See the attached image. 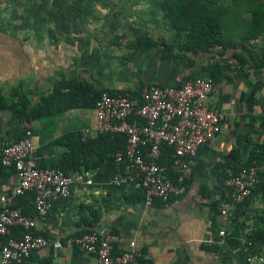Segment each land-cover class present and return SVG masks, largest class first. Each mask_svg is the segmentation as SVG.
<instances>
[{"label":"crops","instance_id":"0c3cea01","mask_svg":"<svg viewBox=\"0 0 264 264\" xmlns=\"http://www.w3.org/2000/svg\"><path fill=\"white\" fill-rule=\"evenodd\" d=\"M103 12L97 35L91 24L81 32L84 37L79 33L78 38L72 30L65 38L0 33V97L6 103L15 102L13 89L19 85L18 92L29 100V106L38 105L41 96L50 93L58 74L79 77L96 90L112 92L137 91L148 83L178 85L187 78L210 77L213 90L206 105L220 116L219 132L188 159L191 175L185 192L163 205L147 206L138 191L116 187L112 182L116 166L104 164L89 170V184L71 186L69 195L54 201L40 219L33 211L30 194L9 197L16 175L10 167L0 169L5 172L0 175V196L6 197L5 204L20 207L33 218V233L61 242L56 249L46 246L31 251L24 264H93L91 254L66 243L72 235L88 230L117 232V250L128 248L132 241L133 248L142 254L138 264H238L237 253L262 215L264 198L255 186L234 211L220 215L218 204L224 189L215 165L233 148L245 158L259 147L264 156V67L255 65L264 54V30L254 37H233L232 47L227 44L218 49L215 44L206 51L180 50L181 40L172 39L173 32L159 8L144 9L141 14L120 10L119 20L114 10L108 16L105 9ZM70 23L66 26L83 27L78 21ZM142 35L157 45L134 50L133 41ZM233 52L245 60L240 68L228 63ZM213 63L227 68L211 74ZM24 129L30 130L37 164L54 166L62 160L68 173L83 169L81 156L69 157L74 148L67 141L55 140L67 133L77 135L82 129H88L89 138L97 135L92 108L68 109L27 123L10 107H0V146L14 141ZM261 159L259 164L255 162L258 171L264 170ZM220 230L224 238L218 237ZM14 233L19 230L14 229ZM249 247L247 242L243 249ZM252 248L264 256V243H252Z\"/></svg>","mask_w":264,"mask_h":264},{"label":"built area","instance_id":"2783aa9c","mask_svg":"<svg viewBox=\"0 0 264 264\" xmlns=\"http://www.w3.org/2000/svg\"><path fill=\"white\" fill-rule=\"evenodd\" d=\"M228 63L233 68L241 67L236 58L229 59ZM212 90L210 77H191L178 85L148 83L137 91L101 90L92 106L94 131L120 133L125 137L124 145L113 155L116 166L113 184L139 191L147 206L154 199L167 204L183 194L191 175L188 159L219 132L220 116L206 105ZM79 135L86 137L88 129H82ZM0 164L10 167L16 175L9 197L29 193L40 219L45 218L54 201L69 195L71 186L91 181L88 170L67 173L57 166H39L29 129L0 146ZM257 172L254 160L237 171L224 169V198L218 204L220 215L234 211L252 194ZM5 199L0 196V264H24L35 249L61 246L58 240L33 233V218L18 206L6 205ZM13 227L19 230L18 236L11 234ZM217 235L225 237L222 230ZM119 240L113 230H88L72 235L66 243L91 254L93 264H138L141 252L133 248L132 241L128 242V248L117 250ZM244 262L264 264V256L250 252Z\"/></svg>","mask_w":264,"mask_h":264},{"label":"trees","instance_id":"16d2710c","mask_svg":"<svg viewBox=\"0 0 264 264\" xmlns=\"http://www.w3.org/2000/svg\"><path fill=\"white\" fill-rule=\"evenodd\" d=\"M160 4L175 31L176 37H181L178 44L180 50L206 51L215 44L222 47L228 44L232 47L234 44L233 37H254L264 30V5L259 0H226V2L223 0H162ZM156 45V41L145 35L138 36L133 41V48L137 51ZM232 56L240 64H244L245 60L239 52H233ZM255 65L264 67V54L259 57ZM225 68H227L226 65L213 63L210 72L212 74L216 70L222 71ZM18 87L19 85L13 89L12 94V96L17 97V100L6 103L0 97V107H10L13 114L27 123L40 116L68 109L92 108L100 92L84 79L79 77L65 78L64 75L58 74L54 78L50 93L41 96L40 103L31 107L29 106V100L24 95L19 94ZM62 141H67L66 144L74 148L69 152V157L80 155L82 168L89 171L95 170L104 164H113L114 152L124 145L125 137L120 133H97L94 138L87 136L81 138L79 134L67 133L55 140V142ZM256 148L258 150L250 151L245 158L240 156L238 149L233 148L224 156L223 162L215 165V170L220 169V172L216 175L217 179L220 180V186L223 187L225 168L237 171L251 160L259 164L260 158H262L264 165V156L260 153V148ZM54 166L66 172L62 160H59ZM3 167L0 164V169L3 170ZM4 173L0 170V175ZM255 186L261 190V195L264 198V170L257 172ZM26 194L29 195V193ZM29 197L31 198V196ZM223 198L224 190L221 191V199ZM153 203L163 205L162 202L156 199L153 200ZM14 229L16 228H11V234L18 236L19 233H14ZM227 239L228 243L232 242L231 238ZM247 242L250 243V247L244 250L243 246ZM256 242L264 243V209H262V215L256 227L245 237L243 245L240 246L238 264L245 263L244 257L248 253H257L252 248V243Z\"/></svg>","mask_w":264,"mask_h":264},{"label":"rangeland","instance_id":"374dc122","mask_svg":"<svg viewBox=\"0 0 264 264\" xmlns=\"http://www.w3.org/2000/svg\"><path fill=\"white\" fill-rule=\"evenodd\" d=\"M259 1L264 5V0ZM161 2L162 0H0V33L13 36L48 35L65 38L72 30V34L76 37L79 33L80 37H84L81 32L84 33L85 27L87 29L91 24L94 34L97 35L96 26L98 20L105 14L104 9L107 11V16L111 10H114L118 16L117 20L120 18L117 11L120 10L127 14L130 12L141 14L144 9L154 7V9L159 8L165 15ZM99 8L103 9L102 12ZM67 21L69 23L74 21L75 25L78 21L83 27L78 26L76 29L67 27ZM167 24L173 32L172 39L181 40V37H176L168 19ZM103 29L105 30L106 27ZM85 54L88 55V52L85 51Z\"/></svg>","mask_w":264,"mask_h":264}]
</instances>
